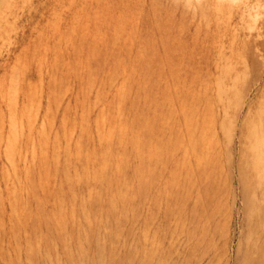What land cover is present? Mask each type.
<instances>
[{
  "label": "rangeland",
  "instance_id": "obj_1",
  "mask_svg": "<svg viewBox=\"0 0 264 264\" xmlns=\"http://www.w3.org/2000/svg\"><path fill=\"white\" fill-rule=\"evenodd\" d=\"M0 264H264V0H0Z\"/></svg>",
  "mask_w": 264,
  "mask_h": 264
}]
</instances>
